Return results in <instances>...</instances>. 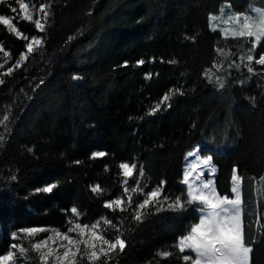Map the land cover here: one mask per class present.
I'll return each instance as SVG.
<instances>
[{
  "label": "trees",
  "instance_id": "1",
  "mask_svg": "<svg viewBox=\"0 0 264 264\" xmlns=\"http://www.w3.org/2000/svg\"><path fill=\"white\" fill-rule=\"evenodd\" d=\"M36 1L50 4L45 32L23 20L19 25L44 43L20 68L13 66L27 42L0 25V41L9 50V62L0 71V117L9 116L0 119V135L6 137L0 145V254L12 243L11 230L64 227L75 205L84 214L81 219L107 215L119 224V217H127L121 227L127 246L119 264H182L155 253L196 222L195 206L149 215L140 223L103 203L122 191L120 162L143 166L146 191L165 181L167 192L179 194L185 187L179 183L185 154L200 144L202 155L213 156L221 194L231 197L233 168L243 177L245 238L254 249L252 264H264V195L256 206L254 193L264 178V77L247 78L243 70L226 77L222 89L205 77L218 48L249 45L211 30L208 17L226 0ZM227 2L235 11L264 8V0ZM260 54L264 46L257 48ZM141 59L144 65L137 66ZM178 88L183 95L173 93L155 115H147ZM96 151L109 155L90 159ZM57 180L61 183L53 193L35 192ZM96 183L109 192L98 198L90 191ZM250 211L256 219L252 224Z\"/></svg>",
  "mask_w": 264,
  "mask_h": 264
},
{
  "label": "snow or ice",
  "instance_id": "2",
  "mask_svg": "<svg viewBox=\"0 0 264 264\" xmlns=\"http://www.w3.org/2000/svg\"><path fill=\"white\" fill-rule=\"evenodd\" d=\"M7 0H0L6 3ZM17 7H11L12 13H18L23 21L34 24L35 29L43 33L46 30V21L50 12V4L41 3L35 7L32 0H16ZM42 14V15H41ZM210 28L213 32L219 30L225 40H243L250 44L246 55L240 56L241 62L249 73H254L253 62L256 65L264 66V54L257 58L256 50L264 46V10L250 9L247 13H236L231 11V5L227 2L221 6L218 14H210ZM0 25H5L9 32L17 38L26 41V53H21L15 61L14 68H20L26 61L28 54L37 52L43 47V39L35 35L29 36L23 33L13 22V18L0 14ZM71 39V38H70ZM218 53L223 55V49L218 48ZM0 52L5 56L9 55L3 46ZM175 63V61H170ZM143 59L137 61V66L144 65ZM127 66V64H125ZM0 67H3L0 64ZM222 64H213L217 71L222 70ZM239 68V64H230L229 68ZM12 68L7 70L12 72ZM151 73L146 74V79L151 78ZM205 77L212 80L211 69L205 71ZM73 76L74 80L80 79ZM220 86H223L220 77H216ZM4 81L0 79V84ZM173 93L183 95L181 89L170 90L155 105L147 115H155L161 109V105L171 99ZM170 106V105H169ZM8 121L9 116L0 117ZM131 119V118H130ZM7 127V125H5ZM6 142V137L0 135V145ZM32 151L31 148L28 149ZM109 155L105 151L93 152L90 159L103 158ZM185 167L182 179L179 181L185 187L179 194L167 192L165 181L149 188L145 179V170L137 162H120L119 173L122 177L120 186L122 191L114 198L103 203L105 209L115 213H129L132 220L142 223L144 219L153 214L164 211L186 212L189 208L197 213V220L189 225L185 234L179 236L175 243L168 248L158 250L155 255L162 260L176 257L182 264H252L253 247L251 242L245 238L243 224V200L242 182L243 177L238 169L233 168L231 181V197L228 194H221L216 187L215 174L217 168L213 163V156L202 155L197 148L189 151L185 156ZM80 163V161H76ZM108 166H105V171ZM207 173V176H206ZM134 178V183L129 180ZM15 181V175L10 177ZM60 181H53L43 187L35 189L36 193L51 194L60 186ZM264 186V181H261ZM90 191L98 198L104 196L109 189L102 188L99 183L90 186ZM133 194L142 196L143 199H134ZM149 209H152L150 211ZM71 216L66 221V230L59 228L29 226L22 227L10 233V244L6 253L0 254V264H112L113 261L119 264L118 256L124 253L126 238L121 227L127 217H119V224L113 223L114 217L103 215L92 222L81 223V216L84 215L77 206L70 209ZM106 226V227H105ZM264 228V225L261 226ZM109 229L112 233L109 234ZM47 234L36 239L41 234ZM171 249H175L172 251ZM34 254V255H33Z\"/></svg>",
  "mask_w": 264,
  "mask_h": 264
},
{
  "label": "rangeland",
  "instance_id": "3",
  "mask_svg": "<svg viewBox=\"0 0 264 264\" xmlns=\"http://www.w3.org/2000/svg\"><path fill=\"white\" fill-rule=\"evenodd\" d=\"M33 4L35 5L36 8H38L40 6L41 3L43 2H37L36 0H32ZM226 3V2H225ZM223 3V4H225ZM222 4V5H223ZM11 7H19L18 4L16 3V0H14L13 2H6V3H0V14H4L6 16H9V17H12L13 18V22L18 26V28L25 34H28L29 33L27 31H24L21 26L19 25V22L21 21V19L19 18V15L18 13H12L11 12ZM221 8V7H220ZM250 9H261V10H264V8L262 7H258V6H255V5H250L248 7L247 10L245 11H235L232 7H231V11L233 12H236V13H247L249 12ZM219 13V12H218ZM218 13H215V14H218ZM42 15V14H41ZM34 25V24H32ZM38 37V36H37ZM40 38V37H39ZM241 45H242V41L240 42ZM0 46H3V48L9 52V50L5 47L4 43L2 41H0ZM243 46H246V45H242V46H238L236 49H233L231 47H225L224 50H223V55H220L218 56L217 58V61H216V64H222V70L220 71H217L216 68H210L211 69V72L213 74V77H212V80L210 82H213L218 88H225L227 87V84L228 82L226 81V77L230 76V75H238V74H244L242 71L244 70V72H246V77L249 78L252 74H261L262 77H264V66H260V65H256L254 62H253V67L255 69V72L254 73H249L247 71V68L244 66V63L245 62H241L240 60V56L242 55H246L247 54V50L248 48L250 47V44L244 48V49H241V47ZM27 51H25L24 53H26ZM258 58V57H257ZM9 62V55L8 56H5L3 52H0V64L3 65V67H0V71H3V69L7 66ZM230 64H239L240 67L239 68H236V67H232V68H229V65ZM209 70V69H208ZM242 76V75H241ZM216 77H220L221 80H222V83H223V86L221 87L220 86V83L217 82L216 80ZM209 81V79H207ZM240 82V81H239ZM242 82H240L239 84H241ZM235 85V84H234ZM264 87V82H263V86L262 88ZM264 90V89H262ZM197 148L200 149V144H196L192 149H190L189 151H194L196 150ZM188 151V152H189ZM187 152V153H188ZM186 153V154H187ZM185 154V156H186ZM185 157H184V167H185ZM214 163V162H213ZM216 166V165H215ZM217 168V167H216ZM184 169V168H183ZM217 173V172H216ZM206 176H207V173H206ZM261 181H264V178H261L260 180H258V182H256L255 184V204L259 201V199H261L264 195V186H262V183ZM241 190H242V186H241ZM257 206V204H256ZM255 206V207H256ZM251 210V209H250ZM252 211H250L248 214L250 215L248 217V223L252 224L256 221L255 217L253 215H251ZM96 219H81L80 222L81 223H84V222H92V221H95ZM56 228V227H55ZM61 231H64L66 230V225L64 227H58ZM14 231V230H11L10 233ZM10 233H9V236H10ZM47 235L46 233L45 234H41L40 236H38L36 239H40L42 238L43 236ZM14 241H12L13 243ZM8 251V250H7ZM6 253V252H5ZM32 264H34L32 262Z\"/></svg>",
  "mask_w": 264,
  "mask_h": 264
}]
</instances>
